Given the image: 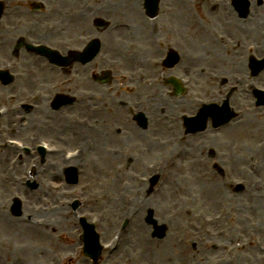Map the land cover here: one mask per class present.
Masks as SVG:
<instances>
[{
	"label": "rangeland",
	"instance_id": "374dc122",
	"mask_svg": "<svg viewBox=\"0 0 264 264\" xmlns=\"http://www.w3.org/2000/svg\"><path fill=\"white\" fill-rule=\"evenodd\" d=\"M198 42L203 51L206 48H215L209 41L207 33H202ZM207 53L205 52V55ZM205 64H210V62L207 61ZM211 64L219 65L216 62ZM144 73L149 72L144 71ZM238 100L240 101L239 96L233 97L235 106L240 110L238 121L241 122L245 119V114L249 115L250 110L247 109L246 112H243V109L241 110L239 107ZM164 112L168 114V110ZM159 115L160 112L157 115L158 119L153 120L152 129L150 126L149 129L151 130L143 133L145 136L153 135L160 136L161 139L166 137L171 139L170 130L167 131L168 126L166 124L169 120L162 121ZM101 116L107 118L106 114H93L96 119ZM231 127L249 129L247 124H243V122L238 126L234 123ZM129 133L131 134V132H128V136ZM214 137L215 135L208 134V139H214ZM257 140L258 138L249 144L255 145ZM145 141L151 140L148 138ZM157 142L156 140V142L151 143L154 145L152 151H149L151 150L149 147V150L144 149L143 145L140 146L142 147L141 150L138 149L140 148L138 145L128 149L135 151L136 154L137 151L142 154V159L133 168H124L119 164L120 160L117 156L113 158L116 165L113 164L115 166H111L110 169L97 167L95 161L91 170L83 172L78 191H75L76 188L73 186L67 189L63 187L59 191L53 190L47 185L49 183L45 182L48 180L46 178L37 180L32 178L31 183L34 182L36 187L30 189L20 181L18 169L7 163L9 158H2L0 154V169L5 170L4 174L8 176L7 179H0V264H92L80 252L79 235L81 228L78 223V216H101L102 212L109 216L107 227L99 231L103 242H108L114 233H122L120 232V224L123 219L127 218L133 225H130L131 227L121 235L119 249L114 253H106V257L99 264H214L215 260H220L223 257L222 254H228L224 251L225 249L233 246L232 243H224L222 241L224 238H217L216 229H227L225 237L228 236L232 240L234 239L232 234L245 232L253 225V228H259L264 238V213L253 210V206L258 210L257 203L259 201L262 202L261 208L264 210V201L259 198L257 188L250 189L248 193L244 194L242 200L236 198V195L231 198L230 193L223 186L219 188L220 186L217 185L219 180L213 176L215 174H212L209 169L205 170L200 167L199 156L195 154L196 151L190 152L188 147L185 148L184 145L178 144L174 140L165 147ZM247 143V133L242 134L240 146L243 147ZM177 149L183 150L176 163L181 160L182 165L186 164V169L183 172L186 174L187 180H183L177 174L180 172L179 170L165 169V179H162L161 186L155 193L147 198L143 192H141V197L135 195V188L139 182L133 177V174L138 175L141 172L144 174V171H149L150 168L149 165L144 166L146 163L158 161L157 165H159L161 160L164 161L169 156L174 155L173 150ZM9 152L6 153L9 154ZM155 166L156 164L152 168ZM13 171L14 173H12ZM255 180L257 181L256 178L252 179V185ZM86 181L92 184H88L89 193L82 189ZM205 181L214 184L218 191V195L214 199L213 197L210 198L202 188L197 190L193 186V184ZM112 182L114 185L110 188ZM106 183L110 184L107 185ZM106 185L107 187H105ZM139 187L144 188L145 184H140ZM69 188L73 189L74 196L66 198L62 192L69 190ZM104 190H109V197L106 194L103 195ZM14 196L19 197L23 203V215L19 217L12 216L8 209ZM75 199L81 200L82 205H78L73 211L72 203ZM2 205L7 207V211ZM52 205H56L60 211L56 219L48 221L46 217H43L42 212L49 210ZM234 205L248 209L247 216L251 219L250 223L242 219L243 214H234L230 218L224 215L221 221L218 220L220 209ZM148 207L154 209L155 218L159 222L166 223L169 227L167 236L162 240L151 239L150 231L143 222ZM208 217L212 219L211 225L206 227L209 230L199 232L197 226L201 225L203 218ZM205 223L207 224V222ZM48 224L54 227V231H49L50 225ZM56 231L58 232L55 235ZM214 240L221 241L224 250H219L217 253L213 252L210 244ZM192 243L196 244L193 249L191 248ZM74 252H77V255L74 256L72 254ZM243 253L234 257L229 264H241L240 257L245 256ZM70 256L76 257V259H72L71 263L69 262ZM255 262L256 259L248 264H256Z\"/></svg>",
	"mask_w": 264,
	"mask_h": 264
},
{
	"label": "flooded vegetation",
	"instance_id": "af4514ba",
	"mask_svg": "<svg viewBox=\"0 0 264 264\" xmlns=\"http://www.w3.org/2000/svg\"><path fill=\"white\" fill-rule=\"evenodd\" d=\"M247 1L248 10L244 15H240L234 8L237 1L229 2V8L223 11L217 25V29L233 42L231 55L234 58V66L238 67L240 61L241 66L246 69L254 64L252 55L255 42L264 40V0ZM185 4V0H30L27 2L11 0L6 11L8 32L5 33L4 29H0V35L5 41L4 51L8 50L10 53L14 42L23 35L34 41H42L61 54L67 45L82 50L88 39L98 38L102 45L101 54L125 58L135 50L145 57L162 58L166 55L167 48L172 46L175 31L180 36H190L189 10L184 6ZM154 5L157 6L158 11L148 13L147 10ZM254 5L260 6L259 9L256 7L252 9ZM248 18L251 31H254V26L257 31L253 33L250 31L251 34L244 35L246 39H242L244 23ZM46 23L55 27L54 32L45 31ZM160 38L165 40L163 44L159 43ZM242 51L245 56L243 60L238 59ZM20 62L23 70L28 73V78L24 81L14 80L7 86L9 95L7 104L10 111L5 120L0 122V135L7 133L13 137L26 138L33 134L58 143L63 136L66 137L64 130L72 128L71 125L64 123L62 111L53 110L49 104L57 89L58 81L50 71L40 66L38 60L27 58ZM89 67L81 71L77 66V70L85 76ZM127 67L140 69L142 62L129 61ZM154 76L157 81L164 79V75L159 76L157 70ZM257 82L264 86V73L259 76ZM37 89L45 91L48 99L36 103L32 108L15 110L13 98L16 93L24 99ZM251 103L253 120L257 121L258 129L264 134V105H262L264 101L259 100L253 92ZM75 111L80 114L78 110ZM254 122L251 131L255 129ZM250 137L253 141L256 140L253 132ZM255 150L254 146H248L249 157L254 155ZM258 153L261 154L260 151ZM200 155L204 159L205 168V151L201 150ZM236 161H238V152L231 154L228 161L231 165L234 163L232 171L234 175L238 174ZM247 178L249 180L256 178L255 185L258 191L263 193L264 160L252 166ZM220 179L223 180L222 176Z\"/></svg>",
	"mask_w": 264,
	"mask_h": 264
},
{
	"label": "bare ground",
	"instance_id": "6f19581e",
	"mask_svg": "<svg viewBox=\"0 0 264 264\" xmlns=\"http://www.w3.org/2000/svg\"><path fill=\"white\" fill-rule=\"evenodd\" d=\"M84 73V72H83ZM72 134H75L76 132L78 133L79 132V130L78 129H74L73 128V130H72V128H71V130H69ZM152 149H153V147H152ZM100 158V157H99ZM101 160H102V164H106V163H108L109 161H108V159L107 158H102L101 157ZM181 164V163H180ZM178 169H180V167H178ZM114 185V183L112 182L111 184H110V188L112 187ZM193 186H195L196 188H197V190H199V189H203V190H205L206 192H207V195L210 197V198H212L213 197V199L215 198V197H217V195H218V191L216 190V188L214 187V184H209V183H206V182H200V183H196V184H193ZM110 196H112V194H110ZM59 208L56 206V205H52L51 206V208L49 209V210H45V211H43L42 213H43V217H46L47 219H48V221H50L51 219L53 220V219H56V217H58L57 215L59 214ZM48 225H50V224H48ZM57 227V226H56ZM49 231H54V227H52V225H50L49 227ZM45 231V230H44ZM57 232L58 231H56V233H55V235L57 234ZM246 251H251V252H254L255 250H256V248H257V242H256V240H253V241H251V245L250 246H248V245H246ZM217 251V250H216ZM251 252H249V254L247 255V256H243V257H240V263L241 264H248L249 262H251V261H254V259H253V253H251ZM237 256H240L239 254L237 255ZM236 257V256H235ZM233 259V258H232ZM231 259V260H232ZM71 261V260H70ZM69 261V262H70ZM71 263V262H70ZM224 263H226V262H224Z\"/></svg>",
	"mask_w": 264,
	"mask_h": 264
},
{
	"label": "water",
	"instance_id": "95a60500",
	"mask_svg": "<svg viewBox=\"0 0 264 264\" xmlns=\"http://www.w3.org/2000/svg\"><path fill=\"white\" fill-rule=\"evenodd\" d=\"M147 221H148V222L152 221L151 217H148V218H147ZM155 234H159V236L163 235V229H162V228H159V227H158V228L156 227V228H155ZM87 237H88V238H91L90 235H86V239H87ZM84 238H85V236H84ZM92 238L95 239L93 236H92ZM92 259H93L94 261H96L97 257H93Z\"/></svg>",
	"mask_w": 264,
	"mask_h": 264
}]
</instances>
